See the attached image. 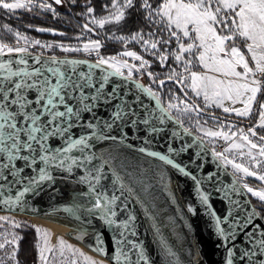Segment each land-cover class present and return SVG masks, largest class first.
<instances>
[{
    "label": "snow or ice",
    "instance_id": "1",
    "mask_svg": "<svg viewBox=\"0 0 264 264\" xmlns=\"http://www.w3.org/2000/svg\"><path fill=\"white\" fill-rule=\"evenodd\" d=\"M64 2L65 0H51V3L49 0H0V9L8 14L18 9H39L40 12H51L55 19L59 14L53 4L62 5ZM70 2L75 5L77 0ZM91 4L92 0H86V11L76 14L86 18L81 26L82 31L93 32L89 25L103 28L109 23L119 24L134 10L142 16L143 21L154 27V31L148 33L150 37H155L157 32L163 35L150 40L141 31H137L128 39L141 43L144 51H152L153 55H158L161 67H164L171 55L182 70L177 72L172 69L167 79L180 85V91L186 97L189 93L195 100L202 97L204 104L201 107L180 99L179 105L170 101L166 108L151 109L139 96H128L123 91L125 84H111V77H121L128 81L132 79L134 68L139 72L150 66L136 52L125 50L117 56L104 57L99 56L102 47L100 41L92 40L82 47L53 45L16 31V46L0 43V57H4L0 59V205H5V210L18 205L23 207L21 202L26 194L39 195L57 178H70L79 186V191L72 196L71 206L63 211L76 216L82 226L94 229V221H99L104 228L113 229L116 245L114 264H150L143 249L130 237L137 236V206L144 210L146 218L153 220L152 227L159 233L154 213L146 200V196L151 195V185L139 168L127 164L111 152H99L97 146L107 141L123 144L130 131H141V126H144L145 134L152 137L161 131L158 124L163 125L166 117L172 119V109L185 114H200L215 106L222 108L224 113L249 117L258 94L264 92V0H109L100 6L108 14L99 18L94 15L96 9ZM4 28L12 32L7 25ZM35 31L65 35L41 27H37ZM80 38L75 37L77 40ZM116 39L126 40L122 36ZM238 40L245 42L246 52L238 46ZM173 41L176 43L174 50L169 52L164 49L163 52H158V45H168ZM33 46L41 49L59 47L65 53H96L98 59L89 64V71L85 72L77 67L83 61L59 59L56 56H32L29 48ZM120 57H129L140 61V64L136 67ZM196 64L203 71H192ZM96 69H100L98 75L94 74ZM124 69H127L126 75ZM148 76L152 78V73L149 72ZM165 82L158 81L161 86ZM137 88L159 105L160 95L157 92L139 84ZM171 99L176 100L178 97L172 93ZM225 102L232 106H225ZM237 103L243 106L234 107ZM212 119L216 120V117L213 115ZM180 123L182 127V122ZM219 128L228 130L207 129L197 120L196 130L201 135L189 144H182L179 151H187L197 141H200L199 146L203 151L206 143L223 139L227 146L219 152L213 146L212 155L225 166H231L232 175L237 177L234 185L238 183L246 192L264 202V190H254L243 182L244 177H256L264 182V174L256 171L264 166V135H259L256 131L257 128H264V102L259 104L258 123L249 127L246 132L235 129L232 124H219ZM184 133L191 135L188 128H184ZM178 135L179 133H173V137ZM234 137H238L240 142L234 140ZM146 143H151V139ZM127 146L130 150L178 170L185 177L191 175L168 155L147 151L145 147L136 148L132 143ZM167 151L176 154L174 146H169ZM229 153L233 154L232 158L226 155ZM237 157L241 160L247 158L248 164L236 163ZM192 178L196 181L199 201L207 208L211 193L201 191L199 178ZM206 179L211 180V176ZM13 189H16L14 199L3 195ZM215 191L219 192L220 189L215 188ZM195 211L192 206H188V213L195 214ZM209 212L215 219L217 234L234 240L233 231L229 229L226 236L225 230L221 228L222 219L217 218L215 212ZM230 216L231 213L223 217V221H228ZM0 221L7 222L12 228L20 227L8 216H0ZM231 222L242 224L243 228L252 223L250 217L242 222L235 219ZM253 227L256 231L246 235L251 239L259 233L261 238L253 240L251 245L246 244L242 252L234 251L235 245L228 248L227 254L231 259H228L227 264H235L236 261L240 264H264V230L258 225ZM2 228L4 224L0 223V229ZM41 231L36 228L40 264H80L79 257H83L85 264H103V261L91 260L63 239H59L56 245L50 244V234L44 232L40 237ZM87 234V231L83 233ZM92 236L96 240L93 250L99 255L107 256L100 233L93 231ZM21 239L15 232L0 231V253H3L0 264H19ZM66 252L71 256L65 255ZM169 254L173 255L171 252Z\"/></svg>",
    "mask_w": 264,
    "mask_h": 264
},
{
    "label": "water",
    "instance_id": "2",
    "mask_svg": "<svg viewBox=\"0 0 264 264\" xmlns=\"http://www.w3.org/2000/svg\"><path fill=\"white\" fill-rule=\"evenodd\" d=\"M32 56H43L46 55L34 54ZM59 59H76L83 61L84 63L78 65V70L85 72L89 71L88 65L95 63V61L74 56H56ZM4 59V57H0ZM110 71V70H108ZM100 69L94 70V74L98 75ZM110 83L125 84L123 88L124 92L128 93L130 97L139 96L143 102L151 109L158 107H165L163 102L160 100L159 105L157 101L149 97L146 93L140 91L137 88V84L144 86L136 79L124 81L121 77H111ZM145 87V86H144ZM166 108V107H165ZM104 111L103 109L101 110ZM171 114V113H170ZM172 119L165 118L163 125H157L161 131L148 137L145 134L144 126H141V131L131 130L127 139L123 144H117L131 152L139 154L128 148V144L132 143L136 148L145 147L147 151H154L160 155H168L170 158H174V161L181 167H185L187 171L191 173L190 176L185 177L179 173L178 170L172 169L170 166L163 165L162 162L148 157L144 154H139L145 159L151 161L157 167H159L164 173L165 180L167 183V192L170 195L171 200L176 204V207L183 215L185 224L188 228L191 243L194 249L193 261L191 264H227L228 248L234 247V251L242 252L245 250V245L252 244L253 240H259L261 237L259 233L253 236L251 239L246 233L254 232L256 229L253 225H258L264 230V219L258 211L257 207L252 203L246 191L239 186V184H233L237 178L232 175L218 158L212 155L211 150L205 144L204 150H201L199 146L200 141L193 144L187 151L180 152L179 149L182 144H189L196 136L193 132L191 135L184 133V126L181 127L180 121L171 114ZM183 125V124H182ZM173 133H179L178 136L173 137ZM113 134H116L115 132ZM148 139H151V143H146ZM101 143H113L111 141ZM169 146H174L176 154L168 153L167 149ZM211 176V180L206 179L207 176ZM193 176L199 178L201 191H207L210 194L209 204L207 208L199 201L198 193L196 192V181L192 178ZM55 182H59L65 186L63 190H50L44 189L39 195L32 196L26 194L24 200L21 202L23 207L17 206L13 209L19 210H34V211H45V212H56L65 215H71L63 211L64 208L71 206V198L76 191H79L73 181L69 179L57 178ZM215 188H219L220 191L216 192ZM235 188V191H233ZM22 190V189H21ZM16 189L7 192L6 196H12L15 198ZM239 193V194H237ZM231 201H235L233 204ZM188 206H192L196 211L195 214L188 213ZM5 205H0V210H5ZM209 210L216 213L217 218L222 219L221 228L225 230L226 236L228 230L231 229L234 233L235 239L230 240L225 237H220L215 229V219L210 215ZM231 213L228 221H223V217ZM135 214L137 216L136 228L137 236L130 237L134 243H138L140 248L143 249L144 255L148 257L150 264H178L169 260L165 254H163L158 247L154 244L149 236L143 219V214L140 208L137 206ZM254 214V215H253ZM79 215V214H77ZM251 218L252 223L248 224L246 228L243 225H237L232 223L233 219L238 221H245L246 218ZM100 229V240L103 242V249L108 254L102 256L97 254L93 249L96 245V240L88 236H72L82 246L96 255H99L106 259L110 264H114V252L115 243L113 236L115 235L112 228H104L99 221H94ZM243 228V230H241ZM254 246V245H253ZM235 264H240L236 261Z\"/></svg>",
    "mask_w": 264,
    "mask_h": 264
},
{
    "label": "rangeland",
    "instance_id": "3",
    "mask_svg": "<svg viewBox=\"0 0 264 264\" xmlns=\"http://www.w3.org/2000/svg\"><path fill=\"white\" fill-rule=\"evenodd\" d=\"M49 2L51 3V1H49ZM85 2H86V0H79V4L85 5ZM106 2H109V0H92V4L90 6H93L96 9L94 15L97 18L108 14L106 11L102 10V8L100 7L102 4H104ZM70 4H71V2L68 0H65V2L62 5L53 4V7L56 9L57 13L59 14L57 16V18H55V19L53 18V14L51 12H40L39 9H35L33 11L18 9L12 14H8L4 10L0 9V14L5 15L8 19V20H6L5 23L0 24V43H7L10 46H16L18 43L17 40L15 39V36H14V33L16 31H19V32L23 33L24 35H26L32 39H38L42 43H52L53 45L64 44V45L72 46V47H82V45L84 43H87V42L92 41V40H96V41L101 42V40L99 38H97L98 36H104L105 38H108V39L113 40V41H120V40H117L116 37L122 36V37H125L126 40L122 41L123 46L121 47L120 50L109 51V50H107V48H104V45L101 42L102 47L99 50V56H104V57L117 56L119 53H121L125 50L132 51L131 49L126 48L130 43L137 44L141 48L142 52H145V53L151 52V51H144L141 43L136 42V41H131L130 39H128L132 34H130V35L121 34L120 33L121 32L120 27H119L120 25L116 24V23L106 24L103 28H100L96 25H89L90 27L93 28V32H84V31H82L81 26L86 22V18L81 16L83 18V20H80V22H79L80 26H78V28H77L78 33H73V31H65V29L68 30L67 24H66L65 29H62V27H63L62 25L59 27L52 26V25H48V26H46V25H35L36 22L34 20H36V21L39 20L40 22H44L47 19H50L51 21L65 20V18H66L65 14L69 11L68 8L70 7ZM96 4H97V6H95ZM24 19H27L28 22H31V23L21 22V21H24ZM45 23H48V22H45ZM4 25H7L9 28H11L12 32H8L7 30H5ZM37 27H41V28H45V29H53L58 33H65V35H53L51 32H37V31H35V29ZM76 36H80L81 38L79 40H77V39H75ZM146 39H150V36H149V38H146ZM150 40H152V39H150ZM241 42L244 46L245 42H243V41H241ZM20 43H22V42H20ZM175 48H176V44H175ZM244 49L246 50L245 47H244ZM29 51L31 53H34V54H40V55H46V56H74V57L87 58V59H90L93 61H96L98 59V56L96 53H93L91 55H89L83 51L65 53V52H62L59 47H53L50 49H41L39 46H33V47L29 48ZM133 52H135V51H133ZM120 59L127 60L129 62V64L135 65L136 67H138L140 64V61H134L129 57H120ZM172 59H173L174 65H173V67H170V72L172 71V69H175L177 72H180L182 70L181 67H179L176 64L173 57H172ZM191 70L196 71V72L203 71L199 67L198 64L194 65ZM123 71L126 75L127 69H124ZM148 73L149 72H148L147 68H145L139 72H137L134 68L132 78L139 81L145 87H147V86L149 87L150 83L152 82V78H150L148 76ZM185 75H187V73H185ZM166 82L171 83V84L161 86V89L164 88L165 93L168 96V100H166L165 107H167V105L170 101L172 103L179 105L180 99H184L189 104L195 103V104H197V106H201V107L203 106L204 101H203L202 97L199 100H195L191 96V93H189V95L186 97L184 95V93L180 91V85H178L174 81H171L168 79L166 80ZM172 93H175L176 96L178 97V99L172 100L171 99ZM225 106H232V105H230L228 102H225ZM242 106H243L242 104L237 103L234 107L240 108ZM180 107H183V106L181 105ZM258 110H259V105H258ZM170 113L173 116H175L180 122L182 121L184 123L185 127H187L196 136L201 135V133L196 130V121L197 120H200L201 125L207 129L223 130V131H227L228 129L227 128L220 129L219 124H225V125L232 124L235 126V129H243L246 132L249 127H252L254 124L258 123V111H257L256 117L254 118L252 123H250L251 122V115L247 118L237 117L235 115V113H231V114L224 113L222 108H217L215 106H212L210 108L205 109L200 114H197L196 112L185 114L184 112H177L175 109L170 110ZM209 113L212 115H209ZM213 115L216 117V120L212 119ZM252 115H253V112H252ZM205 120L207 121L206 124L204 123ZM217 121L219 123H217ZM256 131L258 132L259 135H264V128H257ZM208 139L209 138H205V140H208ZM233 139L236 140L237 142H240L238 140V137H234ZM220 141H224V140L223 139H215V140H212L211 143H206V145L211 150H213V146H217ZM226 146H227V144L225 143V145H223V147L220 151H223L224 147H226ZM244 151H246V149ZM226 155H228L229 158H232V156H233L232 153H229ZM220 162L225 166V164L222 161H220ZM235 162L248 164L247 158H245L244 160H241L239 157H237L235 159ZM225 167L233 173V169L231 168L230 165L225 166ZM249 167H250V164H249ZM256 171H258L261 174H264V166L259 167L258 169H256ZM239 175L242 176V174H239ZM243 182L247 183L248 186L252 187L254 190H264V182L258 180L256 177H244ZM246 193L248 194L252 203L257 207L258 211H260V210L263 211L262 217L264 219V202L260 201L258 197L252 196L251 193H248V192H246ZM0 216H8V217H10V219L12 221H15L16 223H18L20 225V227H18V228H12L11 225L8 224L7 222L0 221V223L4 224V228L0 229V231L9 230V231L17 233L19 236L22 237V235L20 233L21 231H24L25 229H30V230L32 229V232H33L32 233V235H33L32 246H33V250H34L35 255H34V262L31 264H40V262L38 260V252H37V247H36V245L38 243V234L36 232V228H39L42 230L41 233L39 234L40 237L43 236L44 232H47L50 234L49 241H50V244H52V245H56L59 239H63L64 241L67 242V244L73 245L75 248L79 249L82 253H84L85 256L91 258V260L97 261V262L103 261V264H110L106 259L100 258L99 255H96L93 252H89L88 250L83 248L84 246L82 247L80 244L77 243L78 241L75 242L73 239H71L69 237L68 233H64V235L53 236L52 233L46 227H44L40 224H37L38 225L37 226L36 224H33L30 221H27L26 219H24L22 217H18L15 215L12 216V214L8 213V211H1ZM60 229H61V227H60ZM39 242L42 243V240H40ZM2 255H3V253H0V256H2ZM48 255H51V254H48ZM57 255H59L58 252H57ZM65 255H67L69 257L71 256V254L67 253V252L65 253ZM60 259H63V258L61 257ZM79 261H80V264H85L83 257H79Z\"/></svg>",
    "mask_w": 264,
    "mask_h": 264
},
{
    "label": "bare ground",
    "instance_id": "4",
    "mask_svg": "<svg viewBox=\"0 0 264 264\" xmlns=\"http://www.w3.org/2000/svg\"><path fill=\"white\" fill-rule=\"evenodd\" d=\"M97 148L99 152L105 154L111 152L114 156L119 157L120 160L125 161L133 167L139 168L140 171L145 173L146 180L151 185L149 189L151 195L146 196V200L152 213H154L155 224L159 227V233L157 234L152 227L153 220L146 218L144 210L139 207L143 214L145 227L149 232L151 240L169 260L178 264H191L193 261L194 249L190 234L183 215L167 192V183L162 170L141 155L131 152L117 144L99 143ZM46 189L63 190L65 186L59 182H54L50 187H46ZM1 211H8L12 216L22 217L33 224H40L46 227L53 236L68 233L69 237L75 242L77 241L72 236L82 235L93 238V231L100 233L99 226L95 222V228L91 229L82 226L81 221L73 215L19 209L0 210V212ZM85 231L88 232L87 235H83ZM77 243L80 244L79 242ZM169 252L173 255H170ZM100 258L103 257L100 256Z\"/></svg>",
    "mask_w": 264,
    "mask_h": 264
},
{
    "label": "trees",
    "instance_id": "5",
    "mask_svg": "<svg viewBox=\"0 0 264 264\" xmlns=\"http://www.w3.org/2000/svg\"><path fill=\"white\" fill-rule=\"evenodd\" d=\"M51 1V0H49ZM70 1V0H68ZM97 6V4L95 5ZM69 11L65 14V20H55L51 21L50 19L45 20L44 22H40L39 20L36 21L35 25H52V26H63L62 29H65L66 24H67V29L65 31H73V33H78V26H80V20H83L81 16L76 15L77 13H82L86 10L85 5L79 4V0H77V3L75 5L70 4V7L68 8ZM7 17L5 15L0 14V24H3L6 22ZM21 22H28L27 19H24V21ZM48 22V23H45ZM31 23V22H28ZM120 27V33L124 35H130L134 32L141 31L142 34L145 36V38H149L148 33L151 31H154L153 26H149V24L145 21H143V18L140 14L136 13L134 10L132 11L131 15H128L125 21H122L119 23ZM61 28V27H60ZM163 33L157 32L155 37H150V39L155 40L156 38L162 36ZM104 45V48H107V50L111 51H118L121 49L123 46L122 41H113L108 38H105L104 36H98ZM65 39V38H64ZM175 41L168 45H158L157 50L158 52H163L164 49H168L169 52L171 50L175 49ZM238 46L241 48L242 51L246 52L244 49V46L241 41H237ZM127 49H131L132 51H135L138 55H141L143 59L147 60L149 63V67H147L148 72L152 73V82L150 83L149 87L153 91L157 92L160 95V100L163 102L164 106L166 105V100H168V96L165 93V89H161V85L158 83L159 80H167V76L170 72V67H173L174 62L172 59V56L169 55V58L167 61H165L164 67H161L160 65V60L158 59V55H153L152 51L150 53H145L142 52L141 48L135 44V43H130L127 47ZM171 84L168 82H165L164 85ZM163 85V86H164ZM166 87V86H165ZM264 102V92L258 94V99L254 105L253 108V115L251 114V122L254 120V118L257 115L258 111V105ZM182 122V121H181ZM183 126L185 127L184 123L182 122ZM187 128V127H185ZM261 216L263 214V211H259ZM27 231V232H26ZM22 235V239L20 241V247H19V252H18V259H19V264H31L34 262V250L32 246L33 242V235H32V229H25L24 231L20 232Z\"/></svg>",
    "mask_w": 264,
    "mask_h": 264
},
{
    "label": "built area",
    "instance_id": "6",
    "mask_svg": "<svg viewBox=\"0 0 264 264\" xmlns=\"http://www.w3.org/2000/svg\"><path fill=\"white\" fill-rule=\"evenodd\" d=\"M223 145H225V142L224 141H220L219 144L217 146H214L215 147V150L216 151H220L223 147ZM210 149V148H209ZM211 150V149H210ZM212 151V150H211Z\"/></svg>",
    "mask_w": 264,
    "mask_h": 264
}]
</instances>
